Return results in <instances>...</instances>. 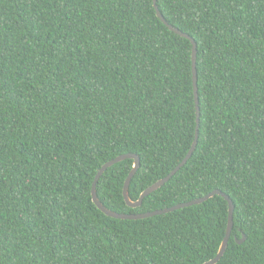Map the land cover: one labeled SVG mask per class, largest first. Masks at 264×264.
<instances>
[{
	"label": "trees",
	"instance_id": "1",
	"mask_svg": "<svg viewBox=\"0 0 264 264\" xmlns=\"http://www.w3.org/2000/svg\"><path fill=\"white\" fill-rule=\"evenodd\" d=\"M196 43L199 135L139 206L126 158L100 202L143 213L218 189L234 204L215 264H264V0H155ZM192 44L153 0H0V264H201L225 235L215 194L113 218L92 201L134 153L129 196L195 138ZM244 234V241L238 243Z\"/></svg>",
	"mask_w": 264,
	"mask_h": 264
},
{
	"label": "water",
	"instance_id": "2",
	"mask_svg": "<svg viewBox=\"0 0 264 264\" xmlns=\"http://www.w3.org/2000/svg\"><path fill=\"white\" fill-rule=\"evenodd\" d=\"M154 1V7L156 10V15L160 18V20L167 25V27L172 30L173 32L186 37L187 39L190 40L191 44H192V52H191V60H192V80H193V90H194V98H195V104H196V130H195V138L191 144V147L189 149V151L187 152V154L185 155V157L181 160V162L179 164H177V166H175V168H173L165 177L155 181L153 184H151L150 186H148L147 188H145L139 198L137 200H132L129 196V184H130V180L132 178V176L134 175L135 171L137 170V168L139 167L140 164V160L139 157L134 154V153H124V154H120L118 156H116L115 158H112L108 161H106L105 163H103L100 168L97 170V173L94 177V180L92 182V186H91V198L92 201L94 202V204L102 211L104 212L106 215L111 216L113 218H120V219H138V218H145V217H149V216H153L156 214H161V213H165V212H169L172 211L174 209H178L181 207H185L188 205H192L195 203H201L202 201L207 200L209 197L218 194L221 195L225 198L227 204H228V220H227V227H226V232L224 237L221 240L220 246L217 250V253L215 254V256L201 264H215L217 263V261L221 258V256L223 255L227 244H228V240L230 237V233L233 227V210H234V204L232 202V200L229 198L228 195H226L224 192L215 189L212 190L211 192L207 193L204 196L195 198L193 200L187 201V202H182L176 205H173L171 207H167V208H163V209H156L153 211H148V212H143V213H119V212H115L112 211L108 208H106L99 200L97 193H96V183L99 179V177L103 174V172L110 167L111 165H113L114 163H117L123 159L126 158H130L133 159V165H132V169L129 172L124 185H123V190H122V195L124 198V201L126 203L127 206L131 207V208H135L137 206H139L142 202V199L148 195L149 193H151L152 191L156 190L157 188H159L162 184H164L173 174H175L180 167H182L187 159L191 156L196 143H197V129H198V125H199V105H198V92H197V72H196V43L194 41V39L180 31L178 28H175L174 26H172L171 24H169L164 17L162 16V14L159 12V10L157 9V6L155 4V0ZM245 239L244 234H242V237L240 239H236V241L238 243L243 242Z\"/></svg>",
	"mask_w": 264,
	"mask_h": 264
},
{
	"label": "snow or ice",
	"instance_id": "3",
	"mask_svg": "<svg viewBox=\"0 0 264 264\" xmlns=\"http://www.w3.org/2000/svg\"><path fill=\"white\" fill-rule=\"evenodd\" d=\"M197 134L199 135V130L197 129Z\"/></svg>",
	"mask_w": 264,
	"mask_h": 264
}]
</instances>
